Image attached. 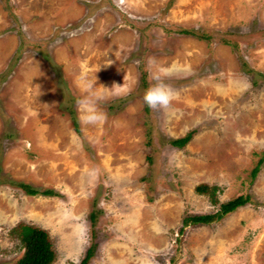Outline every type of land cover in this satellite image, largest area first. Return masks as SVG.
<instances>
[{"label": "rangeland", "instance_id": "374dc122", "mask_svg": "<svg viewBox=\"0 0 264 264\" xmlns=\"http://www.w3.org/2000/svg\"><path fill=\"white\" fill-rule=\"evenodd\" d=\"M159 69L176 98L150 109ZM21 224L52 264H264V0H0V264Z\"/></svg>", "mask_w": 264, "mask_h": 264}, {"label": "trees", "instance_id": "16d2710c", "mask_svg": "<svg viewBox=\"0 0 264 264\" xmlns=\"http://www.w3.org/2000/svg\"><path fill=\"white\" fill-rule=\"evenodd\" d=\"M73 129L76 133H79L78 125L74 119ZM194 133L195 131L193 130L189 131L182 138L168 141V144L172 148L182 149L192 139ZM255 173L256 171H253L252 176H254ZM17 186L27 196H35L38 194L37 191L31 189L30 186L22 184H18ZM194 190L195 193L199 195L212 196V193L214 192V188H209L205 185L197 186ZM41 194L46 196H55V194L50 191H44ZM247 203L248 198L237 197L224 204H220L219 210L216 213L212 215L190 216L183 220V224L187 225L189 223L193 225H206L213 221L220 220L223 216L234 212L236 209L245 206ZM90 222L91 224L93 223L92 216L90 217ZM14 232L22 250L20 258L14 264H52L55 255L52 250L48 235L45 231L36 227L21 224L18 225L16 229H14ZM92 254L93 248L90 247L87 249L84 258L79 262V264H87Z\"/></svg>", "mask_w": 264, "mask_h": 264}, {"label": "clouds", "instance_id": "9594fccd", "mask_svg": "<svg viewBox=\"0 0 264 264\" xmlns=\"http://www.w3.org/2000/svg\"><path fill=\"white\" fill-rule=\"evenodd\" d=\"M149 65H156L154 58H149ZM169 75L168 69H159L158 72L153 73V80L156 81L144 93V103L150 109H166L171 102L176 98L175 92L162 82V76ZM96 80V79H95ZM91 87V85L89 86ZM102 91L120 90L123 85H113L111 89L103 86L99 87ZM84 123L87 124H102L106 120V114L97 110L94 104L90 103L87 106L84 116L82 117Z\"/></svg>", "mask_w": 264, "mask_h": 264}]
</instances>
